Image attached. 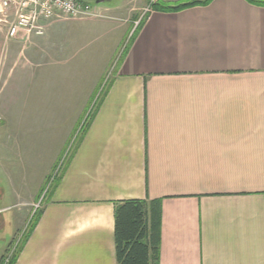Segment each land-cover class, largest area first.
Here are the masks:
<instances>
[{"label":"crops","instance_id":"crops-1","mask_svg":"<svg viewBox=\"0 0 264 264\" xmlns=\"http://www.w3.org/2000/svg\"><path fill=\"white\" fill-rule=\"evenodd\" d=\"M68 23L28 62L61 63ZM157 199L159 264H264V4L147 15L14 264H117L116 204Z\"/></svg>","mask_w":264,"mask_h":264},{"label":"rangeland","instance_id":"rangeland-1","mask_svg":"<svg viewBox=\"0 0 264 264\" xmlns=\"http://www.w3.org/2000/svg\"><path fill=\"white\" fill-rule=\"evenodd\" d=\"M84 1L99 17L64 21L69 23L57 31L56 41L70 45L65 54V45L56 50L62 62L54 67L28 62V46L37 36L0 37V188L5 194L0 208L7 209L0 214L6 224L0 231V264H10L17 254L137 27L155 4L190 0ZM67 141L65 155L58 158Z\"/></svg>","mask_w":264,"mask_h":264},{"label":"trees","instance_id":"trees-1","mask_svg":"<svg viewBox=\"0 0 264 264\" xmlns=\"http://www.w3.org/2000/svg\"><path fill=\"white\" fill-rule=\"evenodd\" d=\"M85 2L84 0H79ZM213 0H190L175 6H165L158 3L154 5L155 11L180 12L196 6H206ZM255 3L264 4L261 0H251ZM146 19L137 27L132 38L142 28ZM131 38V39H132ZM97 111V109H96ZM84 124L82 136L88 131L96 114ZM41 217V211L36 216L32 227L25 236L28 239L35 229ZM162 221L161 200H128L119 202L115 206V244L117 264H159L160 232ZM20 249L10 264H14Z\"/></svg>","mask_w":264,"mask_h":264},{"label":"built area","instance_id":"built-area-1","mask_svg":"<svg viewBox=\"0 0 264 264\" xmlns=\"http://www.w3.org/2000/svg\"><path fill=\"white\" fill-rule=\"evenodd\" d=\"M91 17L99 14L79 0H0V37L28 41L44 36L53 22Z\"/></svg>","mask_w":264,"mask_h":264},{"label":"water","instance_id":"water-1","mask_svg":"<svg viewBox=\"0 0 264 264\" xmlns=\"http://www.w3.org/2000/svg\"><path fill=\"white\" fill-rule=\"evenodd\" d=\"M111 0H95L96 4H104L110 2Z\"/></svg>","mask_w":264,"mask_h":264}]
</instances>
